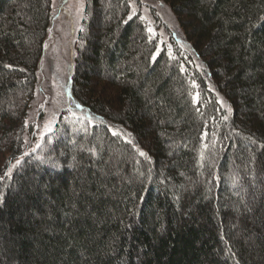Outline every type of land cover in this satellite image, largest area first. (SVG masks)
Wrapping results in <instances>:
<instances>
[{
  "label": "trees",
  "instance_id": "trees-1",
  "mask_svg": "<svg viewBox=\"0 0 264 264\" xmlns=\"http://www.w3.org/2000/svg\"><path fill=\"white\" fill-rule=\"evenodd\" d=\"M160 1L187 46L87 0L37 141L51 1L0 0V264H264V0Z\"/></svg>",
  "mask_w": 264,
  "mask_h": 264
},
{
  "label": "rangeland",
  "instance_id": "rangeland-1",
  "mask_svg": "<svg viewBox=\"0 0 264 264\" xmlns=\"http://www.w3.org/2000/svg\"><path fill=\"white\" fill-rule=\"evenodd\" d=\"M51 22L44 54L37 72V82L27 125H33L36 140L53 127L64 110H75L69 88L73 66L74 41L84 15L87 0H50ZM134 12L140 11L146 26L165 45L169 37L187 46L176 16L160 0H128ZM27 138V136H26ZM88 151V149H85Z\"/></svg>",
  "mask_w": 264,
  "mask_h": 264
},
{
  "label": "snow or ice",
  "instance_id": "snow-or-ice-1",
  "mask_svg": "<svg viewBox=\"0 0 264 264\" xmlns=\"http://www.w3.org/2000/svg\"><path fill=\"white\" fill-rule=\"evenodd\" d=\"M130 18H131V17H130ZM149 32L151 33V29H149ZM193 87H195V85H193ZM193 99H194V101H195V100H197V99H198V97H193ZM112 134H113L114 136H115V135H117V133H116L115 131H113V133H112ZM140 155H142V156H143V155H144V153H142V152H141V153H140Z\"/></svg>",
  "mask_w": 264,
  "mask_h": 264
}]
</instances>
